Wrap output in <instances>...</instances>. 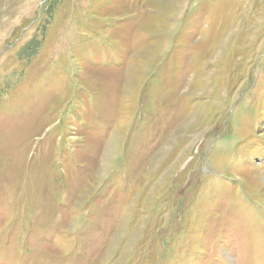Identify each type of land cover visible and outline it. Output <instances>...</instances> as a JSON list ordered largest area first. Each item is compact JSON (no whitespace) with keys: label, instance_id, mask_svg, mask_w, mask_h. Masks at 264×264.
<instances>
[{"label":"rangeland","instance_id":"374dc122","mask_svg":"<svg viewBox=\"0 0 264 264\" xmlns=\"http://www.w3.org/2000/svg\"><path fill=\"white\" fill-rule=\"evenodd\" d=\"M0 264H264V0H0Z\"/></svg>","mask_w":264,"mask_h":264},{"label":"trees","instance_id":"16d2710c","mask_svg":"<svg viewBox=\"0 0 264 264\" xmlns=\"http://www.w3.org/2000/svg\"><path fill=\"white\" fill-rule=\"evenodd\" d=\"M54 5H55V2H51V3H50L51 8H50L49 12H52V9H53L52 6H54Z\"/></svg>","mask_w":264,"mask_h":264}]
</instances>
